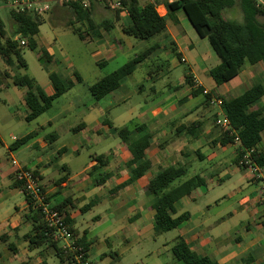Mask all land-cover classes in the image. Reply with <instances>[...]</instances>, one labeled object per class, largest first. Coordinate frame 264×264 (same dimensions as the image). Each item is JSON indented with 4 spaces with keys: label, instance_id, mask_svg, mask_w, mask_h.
I'll return each instance as SVG.
<instances>
[{
    "label": "crops",
    "instance_id": "obj_1",
    "mask_svg": "<svg viewBox=\"0 0 264 264\" xmlns=\"http://www.w3.org/2000/svg\"><path fill=\"white\" fill-rule=\"evenodd\" d=\"M145 1L155 4L161 16H167V9L163 0ZM92 7L93 19L97 25L105 20L111 21L114 24V28L108 32L101 31L100 38L89 37L88 40H81L84 44L94 43L95 48L92 52V56L98 58L97 65L104 66L107 63V59H113L119 54L125 53L127 49L135 47L138 41L129 39L130 36L123 32V28L131 24L130 17L126 10L123 8H115L113 9L114 11L107 16H101L99 12H97L100 8L96 2H94ZM60 8L64 7L61 6ZM60 8H58V10L62 12ZM49 12L54 16V23L52 22L54 26L60 22L56 21L58 19V11L51 9ZM186 21L191 25L190 28L194 30V33L184 28ZM79 25L84 30L88 28L87 26ZM121 33L128 38L123 37ZM39 36L42 40L41 43L44 45V47L41 48H44L49 55L54 58L53 50L49 48V46L47 47L49 43L48 33L44 35L40 31L37 38ZM186 37L190 39L189 44L185 42ZM151 40H153L151 46H158V48L145 62L139 65V67L144 66L146 63H151L156 66L155 69L158 71L155 78L149 76L148 79L151 91L150 101L152 103L147 102V104L138 105L132 103L136 94H143L146 91V86L143 85V83H138L134 80L133 73L124 78L121 85L115 91L104 97H110V110H119L123 105L126 106V110H122L116 117V121L122 123L121 126H113L108 119L102 121L97 120L94 125L82 121L81 124L85 126L80 131H77L80 134L82 132L85 134L92 133L93 135H98L96 141L100 139V136L107 133L113 134L119 138L117 132L124 127H129L131 129L132 136L135 139H144L147 135H151L152 139L149 142L145 155V162L149 170L143 176L136 180L132 179L133 168L129 166V163L132 161L133 156L127 146L121 142L111 148L109 153L102 154L108 157V164L103 169L99 170L96 176L95 174L94 176L90 175V171L97 163L93 160V157L100 155L91 156L88 166L81 172H75L74 174L66 164L63 165L58 171L60 176L51 183L54 187L52 188L44 183L42 167H51V164L45 163V159H47L49 153L53 151L51 144L57 142L59 136L56 133H52L56 135V140L52 143L48 142L46 138L50 134L41 135L40 133L44 129L42 127V129L38 131V138L32 140L18 150L12 151L10 149L12 144L4 142L0 135V244L4 246L3 251L0 252V264H11L12 261H15L17 257H19L21 249L16 245V242L21 244L23 253L28 259L34 256L33 253L35 249H40L44 246L52 248L47 243L39 248L32 249L29 247L26 238L32 230V223L27 219V215H29V205L23 190L16 185L21 170L30 169L39 174L43 190L50 204L52 199L59 194L67 193L64 201L53 207H62V213L67 216L70 222L69 225L74 231V233L73 231L72 233L75 239L79 240L85 237L87 242H89L88 232L87 230L81 232L77 228V216L92 210L96 206L104 205L105 201L106 204H109L106 210L113 214L115 221L121 223L116 229V234L118 236L125 235L126 233L128 235L132 233L142 234L145 229H153L154 231L155 213L153 205L155 203V198L150 192L149 184L157 171L162 168L181 166L185 168L188 173V168L186 166L190 165L189 163L191 161L195 162L196 158L201 161L208 160L216 167L221 168L219 175H211V177L219 181V183L233 177L231 173L237 174V172H242L247 176L246 180L248 183H262V190L264 186V168H262L263 177L261 176L259 179L257 176L243 170L239 164L235 163L236 159L239 158L237 152L238 144L223 146L218 142L221 132H223L222 129L216 125V119L220 113L219 107L214 110L213 106L207 104L206 95L203 93L198 96H193L192 94L196 90L203 91L206 89L210 92L211 97L215 96L216 98L222 99V97H229L228 95L231 93L240 96L246 90L250 89L255 84L253 81L259 77L263 76V80L257 83H262L264 85V64L258 63L251 66L248 70L242 71L236 78L223 85L217 86L212 78V81H207V84L202 79L203 74H206L205 71L208 73L212 68L217 66L220 60L217 55L219 61L217 62V60L214 59L211 52H215L209 40L198 33L183 10L176 13L174 20L167 19L166 31ZM181 40L182 42H180ZM206 40L213 51L208 50ZM203 47H205L207 51V57L210 59V62L215 65L211 68H207L208 65L206 63V68L202 70V74L196 67V62L200 57V49ZM164 56L165 60L169 63L168 70L165 69L164 64L160 63V60H162ZM153 61H157V63L155 64ZM176 61L185 63L189 67V71L186 72L181 83L176 85L169 83L162 86V88L165 89H156V83L160 82L163 77L171 73L172 69L170 65L175 66ZM64 70L66 71V76L55 71H49L47 76L49 78L51 73H57L65 81L71 82L73 87L83 82L84 77L80 76L76 71H70L69 65H66V69ZM77 77L80 78L81 81H78ZM186 77H188L189 80H187ZM102 78L97 79L93 84ZM246 83L248 86L245 87V90H242L241 87ZM0 84V92L3 91L5 95V98H0V100L3 101L4 104L13 105L12 107L15 108L18 101L19 105L26 106V89L16 86L12 87L6 80H0ZM37 84L39 83L37 82ZM39 85L47 95L51 96L54 94V89L50 81L49 83L46 82ZM198 85H201L202 88H197ZM13 88H17L18 93L13 91ZM200 97H203L204 100L193 103L195 99H199ZM259 105L264 111V96L261 98ZM99 107H101L100 104ZM211 112L212 115L210 116L209 113ZM27 114L28 108L26 106L25 113L19 117L25 120ZM14 115L17 116L18 114L15 113ZM48 125H51V122H48ZM11 139L15 142L20 138L13 136ZM92 141L93 140L90 139V142ZM80 146H82V144L79 141L78 144L72 143L70 151L63 146L59 150L60 154L58 153V156L63 157L72 153L78 154ZM24 147L39 152V156L31 166H28L25 160L17 158L18 151ZM208 147H210V153L205 154V149ZM231 148L234 150L232 164L236 166V169L230 173L228 168H224V163L225 156ZM259 149L264 151V132L260 136ZM104 173L109 175L107 182L102 186H95V178H99L100 174ZM178 184H180V182ZM205 186L206 183L200 188ZM261 190L255 198L250 195L244 197L241 201V210L247 212L249 214L248 218L251 219L250 222L247 223V221H245L243 223L245 229L243 236L233 232L234 226L231 227V229L225 226V216L221 214L210 215L208 213L210 212L208 207H206L208 208L207 211L198 206H195L191 210L188 208L186 210L179 208L178 210L177 206L180 202H186V205L192 204L191 202H196V198L193 197V194L185 196L176 203L175 207L177 214L175 216L187 212L190 214V217L175 229L178 231V235L174 239L173 245L178 237H182L193 251L199 255L210 256L216 260L218 264H264V198L261 195ZM88 198L92 200L86 203ZM87 204H91V207L86 212H82L81 208ZM99 219H101L100 216L94 217V220ZM84 222L85 221L81 222L82 227L84 226ZM241 226L242 224L239 225V228ZM105 242L109 243V240L106 239ZM9 245H13L16 248V252L9 249ZM57 245L59 246V243H57ZM61 248H63V246H61ZM48 254L49 253L44 249L38 251L37 257L39 258V263L44 264L43 257ZM89 257L90 254L88 251V258Z\"/></svg>",
    "mask_w": 264,
    "mask_h": 264
},
{
    "label": "rangeland",
    "instance_id": "obj_2",
    "mask_svg": "<svg viewBox=\"0 0 264 264\" xmlns=\"http://www.w3.org/2000/svg\"><path fill=\"white\" fill-rule=\"evenodd\" d=\"M116 1L105 0L101 2L96 0L95 2L100 8L97 12H99L101 16H107L114 11L113 9L115 8L113 7V3ZM60 7L61 6H52L54 11H58V19L55 20L57 22L60 21L54 26V16L51 15L52 13L49 12L41 16V18L44 19V23L40 27V31L44 35L48 33L49 43L47 47L49 46L54 52V58L51 64L44 65L41 63L38 59V50L32 51L28 46H22L21 41L25 39L20 38L16 39H18L20 48H22L21 54L27 63V70L18 68L17 64L14 67H9L0 56V80L8 81L9 85L12 87L15 86L11 83L12 79L4 75L6 72L11 77L28 75L34 78L39 84H44L50 81L47 76L49 71H55L66 76V71L64 69H66V65H69L70 71H76L80 76L84 77L83 82H80L76 87H72L66 93L58 97L50 110L32 122H27L23 118H20L21 115L25 113L26 106L19 105L17 101V106L13 108V105L4 104L3 101L0 100V135L7 144L14 143L11 139L13 136L22 138L30 133L38 132L42 127L44 129L41 131V135L56 133L59 136V140L51 144L53 151L50 152L47 159H45V163L51 164V167H42L44 183L52 188L54 187L51 183L60 176L58 171L63 165L66 164L73 174L75 172H81L88 166L91 156L109 153L111 148L121 143L119 138L110 133L100 136V139L96 141L98 135H93L92 133L85 134L82 132L81 134L78 132L74 133L73 129L78 127L82 121L94 125L97 120L102 121L104 119H108L113 126H121L122 123L117 122L116 117L122 110H126V106L123 105L119 110H110V97H106L98 102L92 97L89 87L97 79L120 69L137 54L149 48L153 42V40H141L129 37V39L138 41L135 47L127 49L125 53L119 54L113 59H107V63L104 66L97 65L98 58L92 56V52L95 48L94 43L84 44L77 35L67 28V22L73 20L74 17L69 7ZM58 8L62 9V12H60ZM11 12L13 11L10 9L0 10V18L5 23L7 35H11L13 31V21L10 19ZM223 16L226 19L235 20L237 22H243L244 20V14L239 4L233 8L225 9L223 11ZM190 26L188 21H186L184 28L194 33V30L191 29ZM122 36L128 38L125 35ZM37 39L40 46L39 48L44 47L41 43V37L39 36ZM180 42H182V40ZM185 42L188 44L190 43L189 37H186ZM206 44L208 50L213 51L207 40ZM200 51V57L197 59L196 67L199 69V72H202V70L206 68V63L208 65L207 68H211L215 64L211 63L210 59L207 57L208 55L205 47L201 48ZM211 53L218 62L219 60L216 54L213 52ZM153 63L156 64L157 61H153ZM160 63L165 65V69H169V63L165 60V56L162 57ZM155 67L156 66L151 63H146L144 66L138 67L134 72V80L138 83H143V85L146 86V91L143 94H136L132 100L133 104L152 103L150 101L151 91L148 79L149 76L155 78V75L158 74ZM250 67V65H247L243 71L248 70ZM170 68L172 69L171 73L167 74L160 82L156 83V89H165L162 88V86L169 83L172 85L180 84L186 72L189 71L187 64L178 61H176L175 66L170 65ZM205 73L206 74H203L202 72V79L208 84V82L212 80L206 71ZM262 77L255 79L253 83L260 82L263 80ZM246 86H248L247 83L241 87V89L245 90ZM13 91L18 93L17 88H13ZM228 96L232 98L236 97L237 94L231 93ZM0 98H5L3 91L0 92ZM203 100L204 98L200 97L199 99H195L193 103ZM99 104L101 107H99ZM213 107L214 110L217 108V106ZM15 113L18 115H14ZM209 115L211 116L212 112L209 113ZM48 122H51V125H48ZM90 139L93 141L90 142ZM78 141L82 144L78 154L72 153L63 157L58 156L59 150L63 146L70 151L72 143L78 144ZM209 153L210 147L205 149V154ZM38 156V151L28 147L20 149L17 154V158L25 160L28 166L33 165ZM225 157L224 168H228L231 173L236 169V166L232 164L234 150L232 148L228 150ZM189 164L190 165L186 166L188 168L187 175L176 181L173 186L195 175L202 176L205 179L206 186L198 188L193 193V197L196 198L195 203L191 202L192 204L186 205V202H180L177 206L178 210L179 208H182V210H186L187 208L191 210L195 206L205 209L206 211L209 208L210 212L208 213L210 215L221 214L225 216V226H228L230 229L234 226L233 232L243 236L245 233L243 223L245 221L248 223L251 219L248 218L249 214L247 212L241 210V201L244 197L250 195L253 198L258 196L262 183H248L246 180L247 176L242 172H237V174L231 173L233 177L219 183V181H216L211 175H219L221 168L216 167L210 161H201L196 158L195 162L191 161ZM160 170L161 169L157 172ZM40 185L42 186L41 181ZM44 195L47 199L45 192ZM66 196L67 193L59 194L52 199L51 205L54 206L62 203ZM91 200L92 199L88 198L86 203ZM106 207H109V204H106L105 201L104 205L96 206L84 214H79L76 219L77 228L81 232L87 230L89 242H92L89 249V259L92 264H181L174 259L171 252L173 241L177 237L178 231L172 230L160 236H156L153 229H145L142 234L132 233L128 235L126 233L125 235L118 236L116 234V229L121 223L114 220L113 214L108 212ZM95 216H100L101 219L94 220ZM82 221H85L83 227L81 226ZM240 224H242V226L239 228ZM106 239L109 240V243L105 242ZM16 245L21 249V253L11 264H42L38 261L37 252L43 249L49 253L43 257L44 264H59L60 262L55 256L54 250L49 246L35 249V254L33 253L34 256L28 259L23 253L21 244L16 242ZM63 245V243H59L60 247ZM3 248L4 246L0 244V252L3 251Z\"/></svg>",
    "mask_w": 264,
    "mask_h": 264
},
{
    "label": "trees",
    "instance_id": "obj_3",
    "mask_svg": "<svg viewBox=\"0 0 264 264\" xmlns=\"http://www.w3.org/2000/svg\"><path fill=\"white\" fill-rule=\"evenodd\" d=\"M163 2L167 9V16H161L157 11L156 5L145 0H120L122 8L127 11L131 20V24L123 28V32L130 37L151 40L166 31L167 19L174 20L176 13L183 10L198 33L209 40L220 60V63L208 72L217 86L236 78L247 65L264 64V6L259 5L256 0H163ZM236 4L240 5L244 14L243 22L229 20L223 16L225 9L231 8ZM93 5L94 2L92 3ZM92 6L89 9H84L79 4L63 6L69 7L74 17L73 20L67 23V28L82 41L88 40L89 37L100 38L101 31L108 32L114 28L113 22L108 20L102 21L97 25L93 19ZM10 19L13 21V31L11 35H7L5 23L0 18V56L7 65L14 67L17 64L18 68L28 69L27 63L21 54L22 48H20L16 38L25 39L27 46L32 51L38 50V59L41 63L44 65L51 64L53 57L44 48H39L37 42V36L44 19L30 12H11ZM79 24L87 26L89 31L88 28L84 30ZM157 48L158 46L149 47L117 71L108 74L91 85L89 91L92 97L96 101H100L115 91L121 85L122 80L133 74L139 65L145 62ZM4 75L12 79L14 86L26 89L25 103L28 108V114L25 120L27 122L36 120L50 110L54 101L73 87L71 82L65 81L59 74L51 73L49 79L53 86L54 94L49 96L37 84L36 80L28 75L11 77L7 72ZM186 78L189 80L188 77ZM77 79L81 81L80 78L77 77ZM202 93L203 91L196 90L192 95L198 96ZM263 96L264 85L255 83L240 96L232 98L222 97L224 114L241 140L237 150L239 158L236 159V164H239L241 148L244 147L246 149H254V162L264 168V151L259 149L260 136L264 132V111L259 105ZM210 98L211 95H206L207 104H209ZM84 126L83 124L79 125L73 129V132L80 131ZM117 135L133 156L129 166L133 168L132 179L136 180L149 170L145 162V155L152 137L147 135L144 139H135L129 127L119 129ZM236 135L230 136L228 133L221 132L218 142L223 146L235 144ZM38 137L39 132L30 133L16 140L10 146V149L16 151ZM46 140L52 143L56 140V135L50 134ZM93 160L97 163L90 171V175L94 176L108 164V157L100 155L93 157ZM33 174L39 177L36 171H33ZM186 175L187 170L185 168L171 166L162 168L150 180L149 189L155 198L153 210L155 213L154 233L156 236L175 230L183 221L190 217L187 212L175 216L177 214L175 205L185 196L192 195L206 182L201 176L195 175L173 186L176 181ZM108 179V174H100L99 178H95L94 184L95 186H102ZM16 185L24 190V181L22 179L19 178ZM40 188L42 193H44L41 185ZM26 200L29 205L27 219L32 223L31 233L26 236L29 247L32 249L39 248L47 243L54 249L55 256L60 261L59 264H75L74 254L57 245L58 242L53 240L51 230L44 222L41 211L34 209L32 202L27 196ZM90 207L91 204H87L81 208V211L86 212ZM54 208L61 213L63 211L61 206ZM63 217L66 223L70 224L67 216L63 214ZM90 245L91 242H87L85 237L77 240L79 250L84 252L87 258ZM9 249L16 252V248L13 245H9ZM171 252L174 259L181 264H218L210 256L199 255L193 251L182 237H178L175 240Z\"/></svg>",
    "mask_w": 264,
    "mask_h": 264
},
{
    "label": "built area",
    "instance_id": "obj_4",
    "mask_svg": "<svg viewBox=\"0 0 264 264\" xmlns=\"http://www.w3.org/2000/svg\"><path fill=\"white\" fill-rule=\"evenodd\" d=\"M95 1L96 0H0V10L10 9L16 13L30 12L41 17L48 13L54 5L69 6L72 4H79L82 8L89 9ZM256 1L259 5L264 6V0ZM113 7L116 9H122L120 1L114 2ZM21 45L27 46V42L22 40ZM197 88H202V86L198 85ZM203 94L210 95V92L204 89ZM209 104L217 106L220 109V113L216 119V125L230 136L236 135V132L232 129L231 123L222 109L223 100L221 98L211 97L209 99ZM234 143L238 144V146L241 144V140L237 135L234 139ZM253 154L254 149H246L244 147L241 148L239 166L260 179L261 176L263 177L262 168L254 162ZM19 178L24 181L23 193L25 197L27 196V198L32 202L34 209L41 211L44 222L51 230L53 240L58 243H63V249L74 254L75 264H91L85 253L79 250L77 246V239L73 236L71 227L66 223L63 214L56 210L49 203V201H47L44 193H42L39 177L35 176L32 170L26 169L20 171ZM261 195L264 198V186L262 187Z\"/></svg>",
    "mask_w": 264,
    "mask_h": 264
}]
</instances>
